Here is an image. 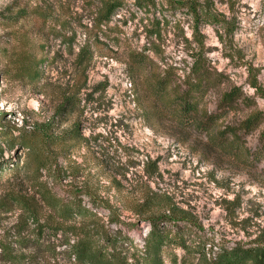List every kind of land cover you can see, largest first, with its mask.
Listing matches in <instances>:
<instances>
[{
    "label": "rangeland",
    "instance_id": "1",
    "mask_svg": "<svg viewBox=\"0 0 264 264\" xmlns=\"http://www.w3.org/2000/svg\"><path fill=\"white\" fill-rule=\"evenodd\" d=\"M207 1L234 22L235 31L220 39L217 26L204 23L198 47L191 15L170 10L164 0L148 10L123 0L109 23H100L101 0H0V201L24 195L39 206L42 223L55 224L32 181L41 175L56 196L79 195L97 215L77 218V227L98 225L102 233L94 240L108 249L106 235L119 237L118 250L130 264L144 263L151 226L135 209L151 192L194 216L196 225L180 224L190 242L207 237L218 251L221 243L264 240V122L239 132L244 145L238 152L216 140L224 125L237 126L256 111L264 117V99L249 83L253 66L264 90V0ZM197 54L211 72L224 73L201 99L198 120L206 127L180 123L170 96L157 97L153 88L168 74L185 89ZM42 58L46 63H39ZM36 67L42 75L33 80ZM233 87L252 99H239L208 130V112L217 111L220 96ZM64 96L73 103L57 114ZM48 119L56 134L67 136L52 146L50 168L37 172L35 156L46 154L41 144L28 150L26 143ZM50 169H60L61 176L49 175ZM155 201L152 211L159 212L162 198ZM110 207L122 223L110 222ZM20 216L17 205L0 210V243L9 250L0 249V264H79L68 253L65 230L45 229L39 237L30 222L18 233ZM68 236L71 243L78 239ZM184 254L172 247L162 253L165 264H181Z\"/></svg>",
    "mask_w": 264,
    "mask_h": 264
},
{
    "label": "trees",
    "instance_id": "2",
    "mask_svg": "<svg viewBox=\"0 0 264 264\" xmlns=\"http://www.w3.org/2000/svg\"><path fill=\"white\" fill-rule=\"evenodd\" d=\"M138 6L142 9L148 10L152 6H156L157 0H136ZM166 6L170 10H185L187 14L191 15L193 19L192 33L194 40L198 47L204 45L202 39L201 26L204 23L213 24L218 28V36L220 39H224L225 35L232 34L235 31V24L224 13L213 9L207 0H164ZM100 11V23H109L115 13L121 8L123 0H101ZM86 50L81 49L78 53L80 62H84L83 58L86 55ZM194 57V63L191 67L189 74L186 77V88L182 89L180 85L173 83L170 76L164 75L154 81V90L157 97L163 95H169L172 106L175 107L180 123L199 124L206 127V122L200 121V104L201 99L205 96V92L211 90L216 84L223 81L224 73L215 71L211 72L206 67L205 62L201 54L192 55ZM40 64L46 63V59L42 58L39 61ZM38 63V64H39ZM253 66L249 68L250 77L249 83L251 87L255 89L258 95L264 99V90L259 83L257 74L253 72ZM38 67H36L32 74H30L33 80H38L41 77ZM61 104L56 108L57 114H65L66 110L73 103V99L66 96L63 97ZM242 99L244 103H249L252 99L246 96L239 87H233L230 91L224 92L220 96V104L218 110L215 112H208L206 117L208 121V130L218 126L220 121L222 122L228 114L232 111L233 106ZM260 111H256L248 115L241 124L237 126L224 125L222 130L217 132V139L226 147L230 152H238L244 145L242 136L239 133H244L256 130L264 122V117ZM1 120V116H0ZM54 119H48L44 123H40L38 127H35L34 134L31 137L29 143H26L28 150H35L36 145L41 144L44 153V157L35 156L37 165V172H43L50 168V161L53 157L52 146L59 145L67 135H58L53 131ZM5 130V127H1ZM5 133V131H2ZM37 145V146H38ZM244 154L252 159L250 153L245 150ZM29 157V156H28ZM256 156L253 158V160ZM24 164H27L25 161ZM3 166L0 164V170ZM52 169L49 171V175L57 178L61 176L60 169ZM35 183L36 193L39 194L41 200L48 206L53 214L56 216L55 224L42 223L41 222V210L37 204H34L32 199L27 198L21 194H12L9 197L3 198L0 201V210L13 208L17 205L21 210V218L19 221V227L16 228V232L21 233L25 230L30 222L36 227L37 236L41 235L44 230H49L53 233L64 231V237L68 240L69 248L68 253L74 258L75 263L79 264H130L128 263L127 254H123L119 251L117 244L119 237L106 235L111 249H108L106 245L100 242H95L94 236L97 233H102L101 229L95 223L87 225V227H77V218L79 217H91L97 214L93 212L90 207L83 205L79 195L74 194L72 197L61 198L56 196L52 190L48 187L47 181L42 180L41 175H36L33 180ZM157 197L162 198L160 207H163L159 212H153L152 205L156 203ZM96 201L93 204L96 205ZM101 206V203H97ZM110 222L122 223L119 215L113 213L112 207ZM136 214L143 218L144 221L149 222L151 229L145 239V251L143 253V264H165L163 260V251L166 247H172L174 249H183L185 254L181 257V264L187 263L189 255H195L196 261L194 264H264V240L259 236L250 242L238 241L234 245L227 246L220 244L218 251H214L216 243H211L207 237H200L197 240L189 241L186 238L188 232L186 227L181 226V223L185 225H196L194 216L187 210L182 209L171 202L170 197L167 195L157 196L154 192H151L144 198L143 203H140L139 208L135 209ZM66 222L72 224L70 227H61L62 223ZM49 226V227H43ZM51 226V227H50ZM41 233V234H40ZM73 233L77 235V240L71 243L68 234ZM40 237V236H39ZM0 249L3 254H8V245L0 243ZM178 261V255L174 254L173 262ZM139 264V262L133 263Z\"/></svg>",
    "mask_w": 264,
    "mask_h": 264
}]
</instances>
